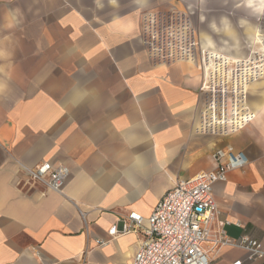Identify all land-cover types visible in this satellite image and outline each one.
I'll list each match as a JSON object with an SVG mask.
<instances>
[{
    "label": "crops",
    "instance_id": "1",
    "mask_svg": "<svg viewBox=\"0 0 264 264\" xmlns=\"http://www.w3.org/2000/svg\"><path fill=\"white\" fill-rule=\"evenodd\" d=\"M174 7L201 47L240 58L263 48L264 0H0V264H129L142 236L119 220L146 219L226 145L248 162L212 186L218 218L264 249V77L248 89L251 123L196 132L199 70L153 63L138 31L142 11ZM46 160L69 168L60 191L26 184L22 167ZM247 257L226 246L210 264H264Z\"/></svg>",
    "mask_w": 264,
    "mask_h": 264
},
{
    "label": "built area",
    "instance_id": "2",
    "mask_svg": "<svg viewBox=\"0 0 264 264\" xmlns=\"http://www.w3.org/2000/svg\"><path fill=\"white\" fill-rule=\"evenodd\" d=\"M140 34L153 63L185 61L199 70L201 108L196 132L225 136L254 120L247 93L254 81L264 77V50L253 49L247 57L240 58L201 47L198 26L184 8L144 11ZM212 158L213 168L178 178L146 219L131 211L119 220L120 232L133 231L142 236L129 264H210L211 256L226 246L247 251L248 260L264 257L262 243L257 239L248 235L228 237L224 228L228 221L218 218L212 194V186L225 181L230 171L243 168L247 157L226 145L216 149ZM22 169L26 184H40L53 191L63 188L70 173L66 165L48 160Z\"/></svg>",
    "mask_w": 264,
    "mask_h": 264
},
{
    "label": "bare ground",
    "instance_id": "3",
    "mask_svg": "<svg viewBox=\"0 0 264 264\" xmlns=\"http://www.w3.org/2000/svg\"><path fill=\"white\" fill-rule=\"evenodd\" d=\"M258 1H261V0H258ZM258 26V25H257ZM262 30H264V28L263 27H261V28H257L256 27V29H255V33L254 34H256L255 35V38H256V41H257V43L259 44V45H261L263 48H262V50H264V38H263V36L261 35L262 33ZM253 43V42H252Z\"/></svg>",
    "mask_w": 264,
    "mask_h": 264
},
{
    "label": "rangeland",
    "instance_id": "4",
    "mask_svg": "<svg viewBox=\"0 0 264 264\" xmlns=\"http://www.w3.org/2000/svg\"><path fill=\"white\" fill-rule=\"evenodd\" d=\"M146 11V10H145ZM144 11H142L140 14H139V18H138V31H139V36H140V40H141V34H140V17H141V14L143 13ZM197 24V23H196ZM142 43V41H141ZM143 46V45H142ZM144 48V47H143ZM145 50V49H144ZM255 50H258V49H255Z\"/></svg>",
    "mask_w": 264,
    "mask_h": 264
},
{
    "label": "clouds",
    "instance_id": "5",
    "mask_svg": "<svg viewBox=\"0 0 264 264\" xmlns=\"http://www.w3.org/2000/svg\"><path fill=\"white\" fill-rule=\"evenodd\" d=\"M4 87H5V85L0 84V91H3Z\"/></svg>",
    "mask_w": 264,
    "mask_h": 264
}]
</instances>
